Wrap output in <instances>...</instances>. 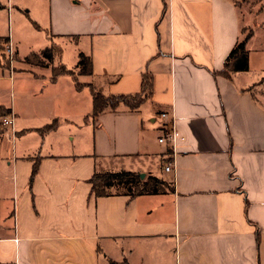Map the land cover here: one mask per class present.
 <instances>
[{
    "label": "crops",
    "instance_id": "1",
    "mask_svg": "<svg viewBox=\"0 0 264 264\" xmlns=\"http://www.w3.org/2000/svg\"><path fill=\"white\" fill-rule=\"evenodd\" d=\"M262 1L242 21L235 0H0V45L20 64L0 59V116L13 119L0 132V264H264ZM244 27L248 69L227 75ZM51 45L47 66L24 60ZM60 64L74 75L53 78ZM145 72V101L91 116L90 85L137 93ZM167 127L180 136L159 143ZM107 165L174 191L95 196L89 179Z\"/></svg>",
    "mask_w": 264,
    "mask_h": 264
},
{
    "label": "trees",
    "instance_id": "2",
    "mask_svg": "<svg viewBox=\"0 0 264 264\" xmlns=\"http://www.w3.org/2000/svg\"><path fill=\"white\" fill-rule=\"evenodd\" d=\"M249 35L250 30L247 34L240 37L233 45V48L229 51L223 63L221 70L223 73L228 75L230 72L245 71L248 69L246 42L248 41ZM3 42L5 44L7 38L3 39ZM58 52L59 47L51 45L41 49L40 52H31L27 54L24 60L26 62H31L30 57H39L40 59L42 58L50 62L53 60V56ZM78 58V63L76 65L78 68L77 73L83 75L91 74V58L82 53L78 54ZM35 64L47 66V64L42 61L36 62ZM51 74L53 78H56L60 74L74 75V72L73 70H68L63 64H60L51 69ZM141 86V91L137 93L104 95L97 87L90 85L93 102L91 116L95 118L105 109H115L119 103L125 104L130 109L137 107L151 94L152 76L150 73L145 72L142 75ZM54 126H56V123L47 124L44 125L41 130H49ZM36 171L37 163L34 162L30 177H32ZM91 176L92 177L89 179L90 191L95 196L113 195L123 192L130 197H134L140 194H164L174 191L171 181L164 178L162 179L153 174H149L146 178L141 179L136 172L119 169V171H94ZM110 263L116 264L114 261H110Z\"/></svg>",
    "mask_w": 264,
    "mask_h": 264
},
{
    "label": "rangeland",
    "instance_id": "3",
    "mask_svg": "<svg viewBox=\"0 0 264 264\" xmlns=\"http://www.w3.org/2000/svg\"><path fill=\"white\" fill-rule=\"evenodd\" d=\"M235 3H236V7L239 10V16H240L241 20L244 21V19L246 20V18H248V17L250 19L251 16L259 10V7L262 6L261 4L263 3V1L262 0H235ZM249 30H250L249 27H247V28L244 27L242 29L241 37L244 36L245 34H247ZM5 49H6L5 45H3V46L0 45V53L2 55L0 59L4 63L5 67H11L12 65L19 67L20 64L17 62V59H16L17 57L14 55V53L10 57ZM3 52H5V54ZM30 61H31L30 63H36V62H41V61L45 62L46 60L42 59V58L40 59L39 57H30ZM25 66H27V65H25ZM6 72L7 71H4L5 74H6ZM0 82H1V84H5L6 81L2 80ZM7 87H8V85L6 83V88ZM3 115L7 116L6 114H3ZM6 128L7 127H4L0 123V132L4 131ZM29 134H30L29 135L30 137L33 136L32 133H29ZM10 143L11 142L9 141V144ZM5 169L6 168L4 166L3 171H5ZM97 170L100 172L109 171V166L107 165V166H104L103 168H98ZM134 172H136L139 176H140L139 173L143 174V176H140L141 179H144L149 175L148 173H144V172H138V171H134Z\"/></svg>",
    "mask_w": 264,
    "mask_h": 264
},
{
    "label": "built area",
    "instance_id": "4",
    "mask_svg": "<svg viewBox=\"0 0 264 264\" xmlns=\"http://www.w3.org/2000/svg\"><path fill=\"white\" fill-rule=\"evenodd\" d=\"M6 52L11 57L13 54V51L11 47L6 45ZM162 116H165V112H161ZM0 123L4 127H9L13 125V119L11 116H0ZM180 136V133L178 130L174 129L173 127L170 128H164V131L162 132V135L158 138L159 143H172L174 140H176ZM173 165L171 161H168L164 164L163 169L164 171H170L172 169Z\"/></svg>",
    "mask_w": 264,
    "mask_h": 264
},
{
    "label": "water",
    "instance_id": "5",
    "mask_svg": "<svg viewBox=\"0 0 264 264\" xmlns=\"http://www.w3.org/2000/svg\"><path fill=\"white\" fill-rule=\"evenodd\" d=\"M140 174V176H143V174H141V173H139Z\"/></svg>",
    "mask_w": 264,
    "mask_h": 264
}]
</instances>
